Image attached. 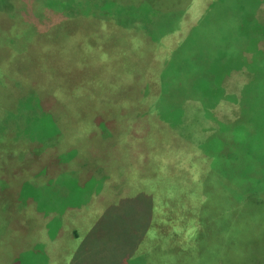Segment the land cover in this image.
Instances as JSON below:
<instances>
[{"label": "rangeland", "instance_id": "1", "mask_svg": "<svg viewBox=\"0 0 264 264\" xmlns=\"http://www.w3.org/2000/svg\"><path fill=\"white\" fill-rule=\"evenodd\" d=\"M236 6L0 0V264H264L262 94L198 118L163 77H200Z\"/></svg>", "mask_w": 264, "mask_h": 264}, {"label": "trees", "instance_id": "2", "mask_svg": "<svg viewBox=\"0 0 264 264\" xmlns=\"http://www.w3.org/2000/svg\"><path fill=\"white\" fill-rule=\"evenodd\" d=\"M236 4L238 10L235 9V12L242 17L238 25L242 29L233 34L234 38L218 40V43L212 46L214 51L212 48H208L209 51L204 53L208 56L203 59L202 64L205 68L200 70L201 81L197 82L196 79L200 77L195 78V68L191 67L192 63L189 66L188 62L176 60L168 62L163 72V77L167 78L166 81L171 80L183 72L180 70L183 63L184 68H186L183 76L186 75L187 77L183 80L186 81L187 79V82L180 85L183 91L172 90V100L177 103L185 99L199 101L201 106H195L196 110L194 111V115L197 114L198 118L199 116L214 118L211 108L221 100L237 104L234 107L238 109V112L245 113L248 107L255 106L258 102L256 101L258 93H261L262 99H264V38H262L264 36V0H236ZM171 28L174 29L175 26ZM150 39L155 41L160 38ZM203 39L182 38L181 46L189 44L191 52H196L200 56L201 52H205L208 45V42H204ZM177 47L173 48V50L176 48L175 53ZM241 72L246 74L248 79L242 83L244 84L243 90L234 93L227 88V80L234 73ZM181 112L182 109L179 106L176 113L182 118ZM221 126L222 128L225 127L224 124Z\"/></svg>", "mask_w": 264, "mask_h": 264}]
</instances>
